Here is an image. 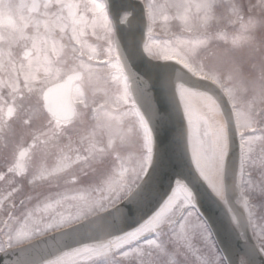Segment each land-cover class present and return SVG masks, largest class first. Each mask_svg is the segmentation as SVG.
Instances as JSON below:
<instances>
[{"label": "snow or ice", "instance_id": "1", "mask_svg": "<svg viewBox=\"0 0 264 264\" xmlns=\"http://www.w3.org/2000/svg\"><path fill=\"white\" fill-rule=\"evenodd\" d=\"M0 264H264V0H0Z\"/></svg>", "mask_w": 264, "mask_h": 264}]
</instances>
